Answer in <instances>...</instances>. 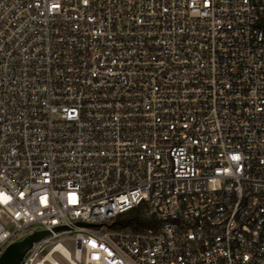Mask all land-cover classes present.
Listing matches in <instances>:
<instances>
[{
  "label": "built area",
  "instance_id": "built-area-1",
  "mask_svg": "<svg viewBox=\"0 0 264 264\" xmlns=\"http://www.w3.org/2000/svg\"><path fill=\"white\" fill-rule=\"evenodd\" d=\"M43 230L20 264H264V0H0V256Z\"/></svg>",
  "mask_w": 264,
  "mask_h": 264
},
{
  "label": "water",
  "instance_id": "water-1",
  "mask_svg": "<svg viewBox=\"0 0 264 264\" xmlns=\"http://www.w3.org/2000/svg\"><path fill=\"white\" fill-rule=\"evenodd\" d=\"M63 228L64 227L59 226L56 227L55 230L58 231ZM47 234H49L47 230L34 231L21 240L10 243L0 256V264H20L27 249L30 248L34 242L40 240Z\"/></svg>",
  "mask_w": 264,
  "mask_h": 264
},
{
  "label": "trees",
  "instance_id": "trees-1",
  "mask_svg": "<svg viewBox=\"0 0 264 264\" xmlns=\"http://www.w3.org/2000/svg\"><path fill=\"white\" fill-rule=\"evenodd\" d=\"M143 206L139 205L135 208H132L123 214H120L117 218L119 224L128 225L130 227H145L148 225V220L145 218L142 212Z\"/></svg>",
  "mask_w": 264,
  "mask_h": 264
},
{
  "label": "rangeland",
  "instance_id": "rangeland-1",
  "mask_svg": "<svg viewBox=\"0 0 264 264\" xmlns=\"http://www.w3.org/2000/svg\"><path fill=\"white\" fill-rule=\"evenodd\" d=\"M1 220H2V221H5L4 219H1ZM6 225H7V227H8L9 229H13V225H12V224L6 222ZM70 235H71L72 237H74V234H73V233L70 234ZM62 237H64L63 240H62V242H63L64 244H66V246L71 247L72 240H71V239H67V238H66L67 235L62 236ZM56 258L61 262V264H66V263H65L60 257H58L57 255H56Z\"/></svg>",
  "mask_w": 264,
  "mask_h": 264
}]
</instances>
